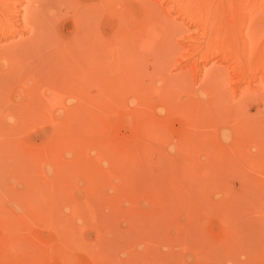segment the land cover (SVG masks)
Masks as SVG:
<instances>
[{
	"label": "rangeland",
	"instance_id": "374dc122",
	"mask_svg": "<svg viewBox=\"0 0 264 264\" xmlns=\"http://www.w3.org/2000/svg\"><path fill=\"white\" fill-rule=\"evenodd\" d=\"M0 2L1 40L21 31L16 10L34 8ZM262 10L264 0H70L42 50L0 42V264H264ZM222 23L237 33L228 45L195 41ZM137 65L156 69L147 84L164 80L159 100L138 87ZM197 70L191 85H167Z\"/></svg>",
	"mask_w": 264,
	"mask_h": 264
},
{
	"label": "bare ground",
	"instance_id": "6f19581e",
	"mask_svg": "<svg viewBox=\"0 0 264 264\" xmlns=\"http://www.w3.org/2000/svg\"><path fill=\"white\" fill-rule=\"evenodd\" d=\"M1 1V0H0ZM6 1V0H5ZM70 0H28V8H34V9H28L23 15H21V17L19 16V13H18V11L16 10V13H15V16L14 17H17V19H19V18H21L22 19V26H18V27H21V31L20 30H17V31H13V28H14V26L12 27V30H10L9 31V34L10 35H8V36H6V34H5V36L6 37H3L1 40H0V42H2V41H8V40H13V39H16V38H19V43L17 42V45L15 46V47H17L18 49H23V51L24 52H30V51H33L34 49H37V48H39V49H41L42 50V48H40V44H43L44 42L45 43H47L49 40H51V38H49V40L47 41V38L49 37V35L52 33V30L51 29H48L49 28V26L51 25V22L55 19V17H56V10L59 8V6L61 5V6H66L67 5V3L69 2ZM112 1V0H111ZM1 3V2H0ZM15 5V4H14ZM73 5V4H72ZM209 5H211V4H209ZM5 6H7V5H5ZM13 6V5H12ZM212 6V5H211ZM210 6V8H212ZM214 6V5H213ZM2 7H4V6H2ZM14 7V6H13ZM113 7V6H112ZM204 7V6H203ZM215 7V6H214ZM213 7V8H214ZM148 8V7H147ZM216 8V7H215ZM3 9V8H2ZM1 9V10H2ZM102 9V12L103 13H105V12H108L109 11V5L107 4V5H105V7H102L101 8ZM14 10H15V7H14ZM79 10V9H78ZM217 10V9H216ZM215 10V11H216ZM260 10V9H259ZM101 11V10H100ZM150 11V10H149ZM210 11H211V9H210ZM256 11V10H255ZM262 11H264V10H262ZM15 12V11H14ZM56 12V13H55ZM70 12V11H69ZM71 12L72 13H70V15L71 14H73V16H75L76 18H91L92 16H93V11H86V12H80V10L79 11H77L76 9L75 10H71ZM204 12H205V10H204ZM206 12H208L207 10H206ZM217 12V11H216ZM251 12V11H250ZM258 12V11H257ZM256 12V14H253V16H257L258 15V13ZM260 12V11H259ZM102 13V14H103ZM211 13V12H210ZM221 13V12H220ZM252 13V12H251ZM98 14V13H97ZM200 14V13H199ZM201 14H202V12H201ZM216 14V13H215ZM218 14V13H217ZM216 14V15H217ZM262 14V13H261ZM261 14H259V16H261ZM263 14H264V12H263ZM8 15V14H7ZM205 15H207V14H205ZM204 15V16H205ZM214 15V14H213ZM212 15V16H213ZM12 16V15H11ZM200 16V15H199ZM201 16H203V15H201ZM200 16V17H201ZM203 16V18L205 19V17ZM208 16V15H207ZM9 17V16H8ZM94 17H96V14L93 16V18ZM214 17V16H213ZM217 16H215V18H216ZM220 17H221V15H220ZM12 18V17H11ZM88 18V19H89ZM215 18H212V20L214 19L215 20ZM261 18V17H260ZM2 19V18H1ZM0 19V20H1ZM92 19V18H91ZM202 19V18H201ZM216 19H218V17L216 18ZM79 20V19H78ZM83 20V19H82ZM81 20V21H82ZM90 20V19H89ZM163 20V19H162ZM165 20V19H164ZM211 20V21H212ZM223 20V19H222ZM13 21V20H12ZM84 21V20H83ZM91 21V20H90ZM208 21H209V19H208ZM216 21L217 20H215L214 22H215V24H216ZM219 21H220V19H219ZM253 21H254V19H253ZM258 21V20H257ZM0 22H2V21H0ZM78 22H80V21H78ZM97 22V21H96ZM165 22V21H164ZM203 22H204V20H203ZM218 22V21H217ZM13 23V22H12ZM165 23H168V22H165ZM4 24V23H3ZM78 24V23H77ZM94 24H95V22H94ZM206 24H207V22H206ZM212 24V23H211ZM9 25V24H8ZM90 25V24H89ZM209 25V24H208ZM217 25V24H216ZM215 25V26H216ZM10 26V25H9ZM8 26V27H9ZM92 26H93V24H92ZM206 25H204V27H205ZM214 26V27H215ZM256 26V25H255ZM17 27V28H18ZM164 27H166V25L164 26ZM208 26H206L205 27V29H204V31L201 33V36H199L197 39H195V41H198L199 43H202V44H205V47L207 48V47H209L210 45L212 46V43H217V44H219V46L220 47H222V46H225V45H228L229 44V42H230V40H235L236 39V35H237V33H235V32H233V31H231L230 32V28H228L227 26H225V25H223V23H222V26L220 27V26H217V27H215V29L214 30H209L208 28H207ZM211 27V26H210ZM251 27V26H250ZM6 29H7V27H6ZM210 31V34L209 35H207L206 34V32H209L208 30ZM91 30V29H90ZM3 31V30H2ZM6 31V30H5ZM7 31H8V29H7ZM214 31V32H213ZM181 32V31H180ZM215 32L217 33V32H219V34H218V36L215 38ZM2 33V32H1ZM24 33H26V34H29L30 35V40H22L21 38L22 37H18L20 34L21 35H23ZM82 33V32H81ZM91 33H92V31H91ZM212 33L214 34V35H212ZM80 34V33H79ZM88 34V33H87ZM176 34H178V32H176V31H174V32H172L170 35L171 36H173L174 35V38H175V36H176ZM82 36V35H81ZM80 36V37H81ZM214 36V37H213ZM212 38H215V39H213L212 40ZM90 39V38H89ZM88 39V40H89ZM97 40H98V38H96ZM80 40V39H79ZM82 40V39H81ZM86 40V39H85ZM205 40H208V42L206 41L205 42ZM47 41V42H46ZM91 41V40H90ZM95 42V41H94ZM133 42V41H132ZM236 42H238V41H236ZM51 43V41L50 42H48V44H50ZM101 43H102V41H101ZM100 43V44H101ZM55 44V43H54ZM82 44V43H81ZM253 44L254 43H252V40H248V39H244V40H242V47H243V49H245L246 51H248V50H253L254 48H253ZM38 45V46H37ZM44 45V44H43ZM46 45V44H45ZM56 45V44H55ZM75 45V44H74ZM132 45V44H131ZM51 46V45H50ZM90 46V45H89ZM125 46V45H124ZM35 47H37V48H35ZM49 47V46H48ZM81 47V46H80ZM90 47H92V46H90ZM98 47V46H97ZM8 48V47H7ZM14 48V47H13ZM135 48V47H134ZM250 48V49H249ZM45 49H47V48H45ZM44 49V50H45ZM78 49V48H77ZM90 49V48H89ZM88 49V50H89ZM96 48H94V50H95ZM136 49V48H135ZM40 50V51H41ZM50 50V49H49ZM5 51V50H4ZM11 51V50H10ZM20 51V50H19ZM23 51H22V53H23ZM37 52H38V50H36ZM58 51V50H57ZM75 51V50H74ZM257 51H258V49H257ZM255 49L253 50V52H257ZM35 52V51H34ZM150 52V55H148V56H150L153 60H154V62L155 63H157L156 61H157V58L158 57H160V52L159 51H157V50H150L149 51ZM3 53V52H2ZM7 53V52H6ZM9 53H11V52H9ZM14 53V52H13ZM39 53V52H38ZM55 54H57L58 53V55H59V53H60V51L59 52H54ZM53 54V53H52ZM68 54V53H67ZM71 54V53H70ZM82 54V53H81ZM87 54V53H86ZM148 54V53H147ZM15 55V54H14ZM27 55V53H25V56ZM30 55H31V53H30ZM76 55V54H75ZM83 55H84V53H83ZM88 55H89V53H88ZM94 55V54H93ZM115 55V54H114ZM35 56H38V54L37 55H35ZM72 56V55H71ZM90 56H92L91 54H90ZM97 56V55H96ZM100 56V55H99ZM0 57H2V55L0 54ZM20 57H21V55H20ZM31 57V56H30ZM33 57V56H32ZM40 57V56H39ZM44 57H45V54H44ZM44 57H43V55H42V57L41 58H37L35 61H37L38 59H40V63H42L41 61H43L44 60ZM48 57H49V55H48ZM81 57V56H80ZM86 57V56H85ZM162 57V56H161ZM180 57V56H179ZM27 58H29V57H27ZM26 58V59H27ZM34 58V57H33ZM33 58H32V60H33ZM45 58H47V57H45ZM91 58V57H90ZM96 58V57H95ZM99 59H100V57H98ZM116 58V57H115ZM23 60L22 61H25L24 60V58H22ZM30 59V58H29ZM57 59V58H56ZM60 59V61H61V58H59ZM58 59V60H59ZM86 59H87V57H86ZM85 59V61H87ZM103 58H101V60H102ZM111 59H113V58H111ZM156 59V60H155ZM33 60V61H34ZM47 60H48V58H47ZM107 60V59H106ZM132 60H134V59H132ZM27 61H28V59H27ZM26 61V62H27ZM46 61V60H45ZM60 61H59V63H60ZM85 61H83V64H84V62ZM115 61H116V59H115ZM189 61V59L188 58H186V60L184 61V63H187ZM48 62V61H47ZM64 62H65V60H64ZM104 62V61H103ZM113 62V61H112ZM131 62V61H130ZM18 63V62H17ZM86 63V62H85ZM97 63V62H96ZM102 63V62H101ZM111 63V62H110ZM26 64V63H25ZM28 64H29V62H28ZM33 64V63H32ZM88 64H89V62H88ZM92 64H93V62H92ZM92 64H90V65H92ZM106 64V63H105ZM183 64V63H182ZM182 64H179L178 65V67H177V69H182L184 66L182 65ZM52 65V64H51ZM60 65V64H59ZM62 65V64H61ZM90 65H88V66H90ZM114 65V64H113ZM134 65V64H133ZM154 65H157L158 66V64H154ZM186 65V64H185ZM23 66H24V64H23ZM22 66V67H23ZM26 66V65H25ZM56 66V65H55ZM66 66V65H65ZM81 66L82 65H80V69H82L83 71H85V74H86V70L85 69H83V68H81ZM84 66H85V64H84ZM102 66V65H101ZM105 66V65H104ZM132 66V65H131ZM13 67H14V65H13ZM28 66H26V68H27ZM40 67V66H39ZM50 67V66H49ZM64 67V66H63ZM87 67V66H86ZM105 67H107V66H105ZM142 67L144 68V69H146V71L144 70V69H142ZM153 67L154 66H150V68L152 69V70H147L148 68L146 67V65L144 66V65H142L141 67H140V65L138 66H134L133 67V70L134 71H136L137 72V75H138V77L140 78V80L138 81V84H139V86L138 87H140V89H141V91H145V93H146V91H152V92H154L155 94H156V96H153V97H155V98H158V100L161 98L160 97V95H161V91H162V89H163V87H165V84L163 83V81H160V80H156V81H150V83H148L147 84V82L145 81V79H144V76L145 75H150L151 73H153V72H155L156 71V69H153ZM160 67V66H159ZM45 68H47L46 70L44 69V66H43V69H44V73H47L46 71H50V70H48L49 68L48 67H45ZM55 68V67H54ZM57 68H58V65H57ZM88 68V67H87ZM89 68H91V69H93L92 68V66L91 67H89ZM128 68H130V67H128ZM28 70H30V71H36L37 69H38V63L36 64V65H29V67L27 68ZM41 69V68H40ZM40 69L38 70V73H40L39 71H40ZM90 69V70H91ZM98 69V68H97ZM42 70V69H41ZM62 71L63 70V68L60 70V69H57V71ZM130 70V69H129ZM128 70V71H129ZM178 70V71H179ZM43 71V70H42ZM41 71V72H42ZM66 71H67V69H66ZM13 72V71H12ZM90 72V71H89ZM99 72H101L100 70H99ZM53 73V72H52ZM84 73V72H83ZM127 73V72H126ZM196 73L197 74H195L194 76H193V78H192V81L193 80H198V73H200V70H197L196 71ZM24 73H22V75H23ZM90 74H92V73H90ZM128 74V73H127ZM213 74V73H212ZM211 73H209V72H203V75H204V77H203V80H207V79H209L210 78V75H212ZM81 75H83V74H81ZM89 75V74H88ZM93 75V74H92ZM95 75V74H94ZM93 75V76H94ZM99 75V74H98ZM17 76V75H16ZM91 76V75H90ZM90 76H89V78H90ZM97 76V75H96ZM100 76V75H99ZM187 76V75H186ZM92 77V76H91ZM122 77H124V80L126 79V80H132V77H129V76H127V78H125L126 76H122ZM13 78V77H12ZM20 78V77H19ZM101 78V77H100ZM100 78H99V80H100ZM117 79V78H116ZM212 79H215V75H214V77L212 76ZM18 80V79H17ZM165 80H168V83H167V85L169 84V82L170 81H173V82H175L176 83V86H181V87H187V86H189V85H191L192 83H194V81L192 82L190 79H186L185 78V76H184V74H176V75H171L170 76V78L169 77H166L165 78ZM196 80V81H197ZM129 81V82H130ZM21 82V81H20ZM116 82H118V81H116ZM115 85V84H114ZM166 85V86H167ZM24 87V86H23ZM114 88V87H113ZM213 89V88H212ZM27 90H29V89H27ZM13 91H15V90H13ZM139 91V90H138ZM148 93V92H147ZM19 94V93H18ZM29 94V93H28ZM139 94V93H138ZM149 94V93H148ZM147 94V96H146V98L145 97H143L142 98V96H140L139 98H138V100L140 101V102H142V100H145L146 101V99H148L149 100V98H150V96ZM152 94V93H151ZM183 94H184V92H183ZM187 94V93H186ZM186 94H184V95H186ZM144 95V94H143ZM146 95V94H145ZM149 96V97H148ZM186 96H189L188 94L186 95ZM148 97V98H147ZM175 97V96H174ZM186 97L185 96H182V94H181V97H179V98H177L176 99V101H180L181 102V100H183V99H185ZM151 99V98H150ZM168 99H169V97H168ZM175 99V98H174ZM171 100V99H170ZM151 101V100H150ZM196 101V100H195ZM144 102V101H143ZM147 102V101H146ZM173 103V102H172ZM22 121V120H21ZM181 206V205H180ZM239 212V211H238ZM236 214V213H235Z\"/></svg>",
	"mask_w": 264,
	"mask_h": 264
},
{
	"label": "crops",
	"instance_id": "0c3cea01",
	"mask_svg": "<svg viewBox=\"0 0 264 264\" xmlns=\"http://www.w3.org/2000/svg\"><path fill=\"white\" fill-rule=\"evenodd\" d=\"M105 24H110V22H108L107 20L106 21H104V20H101L100 21V25L102 26V25H105Z\"/></svg>",
	"mask_w": 264,
	"mask_h": 264
}]
</instances>
